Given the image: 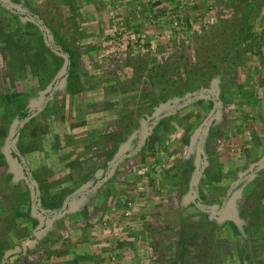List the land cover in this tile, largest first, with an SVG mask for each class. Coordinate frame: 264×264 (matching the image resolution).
<instances>
[{"label": "rangeland", "instance_id": "rangeland-1", "mask_svg": "<svg viewBox=\"0 0 264 264\" xmlns=\"http://www.w3.org/2000/svg\"><path fill=\"white\" fill-rule=\"evenodd\" d=\"M0 4L53 53L13 66L0 43V117L13 99L30 110L0 147V264H264V0Z\"/></svg>", "mask_w": 264, "mask_h": 264}, {"label": "trees", "instance_id": "trees-1", "mask_svg": "<svg viewBox=\"0 0 264 264\" xmlns=\"http://www.w3.org/2000/svg\"><path fill=\"white\" fill-rule=\"evenodd\" d=\"M1 2V0H0ZM247 8L245 10L244 13V25L246 24V22L248 21V19L250 18V14L251 11L253 10V1L251 2H247ZM16 9H12V11H9L8 9L4 8L1 6L0 4V18H4L5 22L0 20V36L2 37L1 42L2 44H5V49L7 50V52L10 54V56L13 57L14 62H13V66L14 64H21L23 61H30V59H27V51L31 49V46L35 45L38 47L39 51L37 50V54L39 56L40 61H46L47 60V55H51L50 53H52L51 50L47 49L46 46V42H45V37L43 35V31L41 32L38 26L32 25L31 23L27 24H23L20 21V15L18 13H16ZM47 26V25H46ZM39 30H38V29ZM247 27L245 26L237 35V40L231 41L228 49L231 53V55L234 58H237V56L240 55V50H241V43H243L244 40H246L247 38V34L249 33V29H246ZM29 30V31H33L35 32V34L37 35V39H35V42H32L31 40H29L26 36H25V31ZM50 42V41H49ZM253 42L255 43V45H257L258 47H262L261 44V40L259 38L254 37ZM251 47H253V45H250ZM63 53L65 54L66 57V70L68 73V80H72L76 77H74V70L76 68V58L74 55V52L71 49L68 48H64L63 47ZM31 51V50H30ZM252 51V50H251ZM36 54V55H37ZM53 54V53H52ZM54 59L59 60L57 57L54 56ZM61 61V60H59ZM38 65L33 63V68L36 67ZM75 81V80H74ZM79 83H73L71 84V86H78ZM8 105L6 106V108L11 107L10 111H6V114L4 118L0 117V147L2 145H4V143L6 142V137L10 134L9 132V127L12 125V122L17 119L18 122H22L30 113V110L27 109V107L22 103V101H18V99H13V100H9ZM213 104V103H212ZM152 119V117H151ZM34 120V119H33ZM18 134V133H17ZM17 136L16 134L14 135V137ZM16 137L13 139L15 141ZM25 142L24 136L20 135V139H19V143L20 145L23 144ZM115 143H113L114 145ZM19 148V147H18ZM8 150V154L11 158H14L17 162H19L22 165V161L20 159V157H18L16 155V153L14 152L15 148L13 149L11 146L7 147ZM4 157L2 155V151H0V164H4L3 161ZM22 172L24 173V177L28 178V172L26 171L25 167L22 166ZM5 171H3L0 174H3ZM5 174V173H4ZM204 175V174H203ZM202 175V177H203ZM4 176V175H2ZM7 176H5L4 178H6ZM6 180V179H5ZM42 187V185H40ZM21 186L19 185V187L16 188V191L13 193L15 196L18 197V203L16 205L13 206L12 211H15V213L19 212L18 209L21 208L25 202L22 201L21 203V199L23 195H28V193L23 194L21 192ZM34 194V193H33ZM39 196L41 198V202L42 204H46L47 206L49 205L50 209H56V203L53 204L54 202H50V203H46V201H44L46 198V195L43 193H39ZM200 198H202L203 200L206 199V193L200 191L199 195H198V199L197 202L200 200ZM210 198L207 196V199ZM49 199V198H48ZM20 200V201H19ZM50 200V199H49ZM22 204V206H21ZM28 207L30 208L29 210L31 211V207L30 204H28ZM259 210V209H258ZM261 211V209H260ZM203 213V212H201ZM18 215V214H15ZM23 217H25V215H23ZM203 220H201L202 223H199L200 226H205L208 222L209 219H207V213H205V215H202ZM240 217L244 219V214L242 213V211L240 212ZM237 222L234 224L233 222H228V225L231 229V231L233 233H235L236 236H240V232L239 230H237ZM186 225L184 222H182V226ZM181 226V227H182ZM245 225H243L242 223V231L245 234H248L247 231L245 230ZM182 233H179V242H180V247L182 246V235L184 234V230L181 229ZM248 243L243 241V245L240 249V253L239 255L241 256H246L249 255L248 254Z\"/></svg>", "mask_w": 264, "mask_h": 264}, {"label": "crops", "instance_id": "crops-1", "mask_svg": "<svg viewBox=\"0 0 264 264\" xmlns=\"http://www.w3.org/2000/svg\"><path fill=\"white\" fill-rule=\"evenodd\" d=\"M87 251L89 252V250H87ZM74 252H76V251H74ZM90 252L92 253V250H90ZM93 253H94V251H93ZM75 255H77V253ZM58 260H59V264H64L66 260L69 261V260H72V258H71V255H66L65 257L63 255H59ZM67 264H70V263H67Z\"/></svg>", "mask_w": 264, "mask_h": 264}, {"label": "water", "instance_id": "water-1", "mask_svg": "<svg viewBox=\"0 0 264 264\" xmlns=\"http://www.w3.org/2000/svg\"><path fill=\"white\" fill-rule=\"evenodd\" d=\"M263 165H264V162L260 163L257 168L262 167ZM196 186L197 185H196V182H195V187ZM211 210H212L213 213L215 212V208L212 207Z\"/></svg>", "mask_w": 264, "mask_h": 264}]
</instances>
